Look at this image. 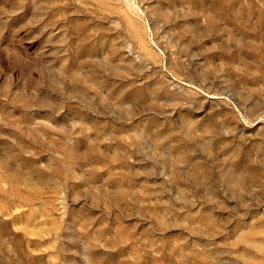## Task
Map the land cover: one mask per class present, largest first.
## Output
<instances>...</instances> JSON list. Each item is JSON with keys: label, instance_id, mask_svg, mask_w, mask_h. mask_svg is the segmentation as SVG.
Listing matches in <instances>:
<instances>
[{"label": "rangeland", "instance_id": "1", "mask_svg": "<svg viewBox=\"0 0 264 264\" xmlns=\"http://www.w3.org/2000/svg\"><path fill=\"white\" fill-rule=\"evenodd\" d=\"M0 264H264V0H0Z\"/></svg>", "mask_w": 264, "mask_h": 264}]
</instances>
